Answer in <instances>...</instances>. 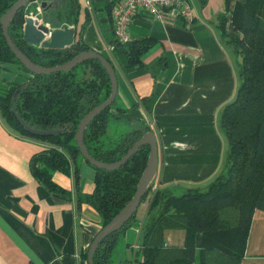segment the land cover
Listing matches in <instances>:
<instances>
[{"label":"trees","instance_id":"trees-1","mask_svg":"<svg viewBox=\"0 0 264 264\" xmlns=\"http://www.w3.org/2000/svg\"><path fill=\"white\" fill-rule=\"evenodd\" d=\"M15 1L0 0V17ZM29 8L17 11L10 22L9 35L34 63L51 67L90 49L80 37L64 49L26 43L21 30ZM78 8V0H63L43 15V21L51 27L76 25ZM216 29L238 58L236 95L218 118L227 144L223 167L201 186L150 189L141 199H148V209L140 227L137 253L132 248L131 259L116 264H241L245 256L253 214L264 211V0H223ZM153 44L150 37L127 43L114 37L110 45L125 56L126 67L136 68L143 65V55ZM104 56L114 67L112 60ZM0 65L17 66L25 74L22 82L1 80L5 84L0 86L2 117L18 134L49 145L32 156V175L52 194L68 197L67 191L52 180V173H68L70 160L83 159L74 134L79 120L110 94L105 69L98 60L88 59L70 71L30 73L8 47L1 25ZM114 103L96 115L84 133L88 153L104 163L119 160L145 131L133 128L108 137L106 130L113 118L110 109ZM149 151V146H141L125 164L113 170L90 165L95 171L94 189L90 194H81L78 202L96 209L101 226L133 196ZM73 174L77 182V165ZM134 219L135 214L103 240L94 252V264H110L119 234L133 225ZM167 230L184 231L182 243L168 244ZM86 260L87 250L82 254V262Z\"/></svg>","mask_w":264,"mask_h":264},{"label":"crops","instance_id":"crops-1","mask_svg":"<svg viewBox=\"0 0 264 264\" xmlns=\"http://www.w3.org/2000/svg\"><path fill=\"white\" fill-rule=\"evenodd\" d=\"M115 1L78 0V20L71 25L75 39L114 63L118 88L106 133L113 138L133 128L154 132L156 185H204L223 167L227 144L218 118L238 88V58L216 29L223 0H190L193 20L188 26L174 14L164 21L145 12L135 16L128 28L131 38L154 39L136 68L126 67L125 56L108 49L114 38L109 8ZM24 77L12 65H0V86H5L1 80L22 82ZM48 146L18 134L0 112V264H86L82 254L102 227L96 209L78 202L94 189L95 171L85 160H70L68 173H52L68 197L52 194L34 178L32 156ZM140 206L139 217L123 232H137L135 245L148 199ZM178 231L165 232L168 244L175 243ZM241 264H264L262 210L253 214Z\"/></svg>","mask_w":264,"mask_h":264},{"label":"water","instance_id":"water-1","mask_svg":"<svg viewBox=\"0 0 264 264\" xmlns=\"http://www.w3.org/2000/svg\"><path fill=\"white\" fill-rule=\"evenodd\" d=\"M63 0H16L11 7L1 15L0 25L2 27L4 39L14 54L15 58L21 65L33 74H48L58 71H70L78 64L88 59H96L105 69L110 82V94L97 106L90 109L78 122L74 140L81 153L83 159L90 165L105 170H113L125 164L128 159L136 153L143 145L149 146L145 167L138 179L135 192L131 199L110 219V221L102 226L95 235L87 248L86 264H94L93 255L99 245L105 238L121 229L137 211L143 196L152 189L154 185L157 169H158V146L154 132L145 131L138 140L127 150V152L117 161L113 163H104L93 158L87 151L84 144V133L90 121L98 115L106 107L110 106L116 98L118 82L114 67L108 59L93 49L82 51L72 57L65 63L44 67L34 63L28 58L12 41L9 35V25L17 11L26 8L33 3L39 14L44 15L55 9ZM22 39L31 45L49 49H64L74 45L76 29L74 26L63 24L60 27H51L49 24L41 21L34 15L25 16L22 25ZM44 135V134H41Z\"/></svg>","mask_w":264,"mask_h":264},{"label":"built area","instance_id":"built-area-1","mask_svg":"<svg viewBox=\"0 0 264 264\" xmlns=\"http://www.w3.org/2000/svg\"><path fill=\"white\" fill-rule=\"evenodd\" d=\"M142 12L157 21H164L172 14L178 16L188 26L193 20L190 0H117L110 6V17L113 25V35L120 43L132 40L128 28L130 21ZM113 50V46L108 47ZM156 183L152 186L154 191Z\"/></svg>","mask_w":264,"mask_h":264},{"label":"rangeland","instance_id":"rangeland-1","mask_svg":"<svg viewBox=\"0 0 264 264\" xmlns=\"http://www.w3.org/2000/svg\"><path fill=\"white\" fill-rule=\"evenodd\" d=\"M29 7H30V11L32 12V14L34 16H36L38 18H40L41 16L43 17V15L38 13V11L34 7L33 3H30ZM12 67L17 69V70H20V69L17 68V66L12 65ZM141 207L142 206H140V208L137 209V211L135 212V218L139 217L140 211H141ZM178 233L179 234L182 233V235L180 236ZM177 234L178 235H176V233L174 234V237H175L174 239L176 240V241H174L175 243H170V244L180 245L182 243L183 236H184V231H182V230L180 232L178 231ZM136 238H137V232L134 231V230H132V231L131 230H126V233L119 234V238L117 239L116 245H115V247L113 249V252H112V255L110 257V264H116L117 262L130 260L132 255H133V253L138 248L137 245H135ZM127 244H128V247H126ZM130 246H132V247H130ZM132 248H134L133 249L134 252H132ZM135 253H137V252H135Z\"/></svg>","mask_w":264,"mask_h":264}]
</instances>
